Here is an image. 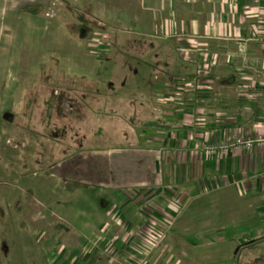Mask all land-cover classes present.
I'll return each instance as SVG.
<instances>
[{"label":"crops","instance_id":"0c3cea01","mask_svg":"<svg viewBox=\"0 0 264 264\" xmlns=\"http://www.w3.org/2000/svg\"><path fill=\"white\" fill-rule=\"evenodd\" d=\"M25 3L31 2L17 5L19 15ZM94 5L99 30L135 31L125 40L142 56L137 57L135 89L122 87V94L135 92V99L116 98L113 88L123 74L109 77L75 58V73L62 79L80 90L82 114L74 121L87 128L88 137L44 176V185L60 182L64 197L23 202L25 210L17 213L28 216L33 205L37 217L22 219L27 227L13 234L0 221L4 253L11 254L7 239L13 235L35 240L29 248L14 243L24 256L20 264H43L40 258L44 264H90L89 258L74 263L80 248L116 237L121 253L131 250L139 260L151 252V222L156 220L167 239L173 230L161 226L179 220L195 202L196 213L205 215L197 216L196 231L188 223L180 225L179 235L198 243L213 239L214 231L224 233L251 258L264 244V146L236 147L225 155L206 149L239 134L264 135V0L87 4ZM82 13L69 23L74 30L91 29L92 14ZM214 215L224 225L213 226ZM247 223H252L249 233L236 232ZM179 249L164 246L158 255L167 261L161 264H171ZM177 258L178 264H199ZM251 263L264 264V255Z\"/></svg>","mask_w":264,"mask_h":264},{"label":"rangeland","instance_id":"374dc122","mask_svg":"<svg viewBox=\"0 0 264 264\" xmlns=\"http://www.w3.org/2000/svg\"><path fill=\"white\" fill-rule=\"evenodd\" d=\"M22 1L31 2L23 6L33 5L40 12L37 15L29 12L19 15L16 7ZM90 2L103 4L104 0H0V221L6 223V228L10 226L9 230L4 229L9 231V235L10 231L12 234L16 232V228L23 230V227H27L22 219L35 220L37 217L33 205H28V216L23 211L17 213L22 208L25 210L23 202H49L54 196H63L60 182L50 180L44 185V176L55 163L77 151L88 137V132H85L87 128L82 130L74 121L82 114L80 90L76 92L78 87H75L74 81L62 79L69 73H75V58L85 60L86 64L83 65L88 70L96 69L109 77L123 74L122 83L113 88L116 98L132 96L135 99V92L134 95L122 94L123 86L135 89L137 57H142L135 54V45L130 44L131 41L125 42L128 33L135 36V31L119 32L114 28L99 30L102 28L98 26L100 18L93 14L97 8L95 5L89 8L87 4ZM83 10L92 14L89 19L91 29L74 30L69 23L75 20V14ZM97 61L100 65L94 68L95 63L92 62ZM5 114L13 115V122L4 119ZM85 125L89 124L85 122ZM63 197L60 202L64 200ZM195 205L194 202L188 207L176 222L172 220L167 222L168 225L161 226L170 232L173 230L169 238L166 239L165 234L162 241L148 238L150 255L146 253L135 260L131 250L121 253V241L111 237L112 240L105 238L98 240V243L91 240L87 245L80 246L79 256H75L74 263H83L89 258L90 264H161L167 259L160 260L158 254L167 244L169 247L173 245L176 251L180 248L179 257L199 264H252L253 260L264 255V244L249 258L246 250L238 252L239 246L234 238H228L224 233L218 235L216 231L213 239L199 240L198 243H194L195 239L188 241L181 237L178 232L181 227H186L183 225L189 224L192 232L196 231L197 216L203 218L205 215L197 214ZM154 221L151 222V229L162 231L157 223L154 225ZM211 224L224 225V222L216 216ZM251 224L235 230L247 234ZM36 225L32 223V226ZM260 225L264 226L263 223ZM1 230L0 263L20 264L24 256L18 253L19 242L29 248L35 244V240L28 238L22 241L20 236L12 235V240L10 237L7 239L12 243L11 254H5L2 244L6 240ZM100 241L105 244L102 246ZM154 253L156 258H153ZM177 255L173 256L171 264L179 263ZM39 262L44 264L41 258Z\"/></svg>","mask_w":264,"mask_h":264},{"label":"built area","instance_id":"2783aa9c","mask_svg":"<svg viewBox=\"0 0 264 264\" xmlns=\"http://www.w3.org/2000/svg\"><path fill=\"white\" fill-rule=\"evenodd\" d=\"M255 146H264V135H259L257 137L255 136H246L243 134H239L237 136H235L234 140H230V141H225L222 144L219 145H212L209 146L206 149V153L207 154H217V155H225L227 153H229L232 149L236 148V147H243L245 149H252ZM154 225L156 224V220L154 221ZM154 233V236H153ZM153 233H151L152 236L155 239H161L162 241V232H157L154 231ZM153 241V238H152Z\"/></svg>","mask_w":264,"mask_h":264},{"label":"trees","instance_id":"16d2710c","mask_svg":"<svg viewBox=\"0 0 264 264\" xmlns=\"http://www.w3.org/2000/svg\"><path fill=\"white\" fill-rule=\"evenodd\" d=\"M20 11L21 12H23V13H34V14H37V13H39L40 11H38V9L35 7V6H29V5H27V6H22L21 8H20ZM80 31H82V30H80Z\"/></svg>","mask_w":264,"mask_h":264},{"label":"water","instance_id":"95a60500","mask_svg":"<svg viewBox=\"0 0 264 264\" xmlns=\"http://www.w3.org/2000/svg\"><path fill=\"white\" fill-rule=\"evenodd\" d=\"M4 119H6L9 122H13L14 116L13 115H9V114H5L4 115Z\"/></svg>","mask_w":264,"mask_h":264}]
</instances>
